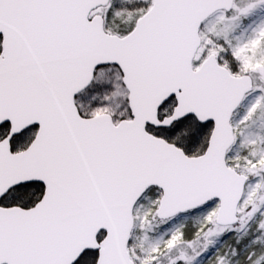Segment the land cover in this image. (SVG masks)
Masks as SVG:
<instances>
[{"label":"snow or ice","instance_id":"6c2138e0","mask_svg":"<svg viewBox=\"0 0 264 264\" xmlns=\"http://www.w3.org/2000/svg\"><path fill=\"white\" fill-rule=\"evenodd\" d=\"M0 264H264V0H0Z\"/></svg>","mask_w":264,"mask_h":264}]
</instances>
